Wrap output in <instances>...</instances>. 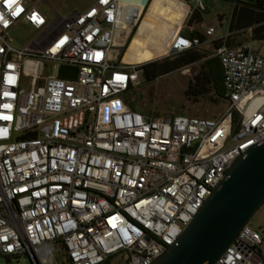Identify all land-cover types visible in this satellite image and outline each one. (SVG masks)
<instances>
[{
    "label": "built area",
    "instance_id": "1",
    "mask_svg": "<svg viewBox=\"0 0 264 264\" xmlns=\"http://www.w3.org/2000/svg\"><path fill=\"white\" fill-rule=\"evenodd\" d=\"M145 4L133 19L117 0H93L48 20L36 4L0 0L1 255L150 264L232 160L264 141V52L227 45L211 26L202 34L219 40L210 53L225 102L217 117L143 115L122 102L143 62L118 58L116 31L130 32ZM19 22L34 32L14 46L7 34ZM180 25L166 54L200 43ZM60 66L74 77L57 76ZM212 264H264L259 232L244 223Z\"/></svg>",
    "mask_w": 264,
    "mask_h": 264
},
{
    "label": "rangeland",
    "instance_id": "2",
    "mask_svg": "<svg viewBox=\"0 0 264 264\" xmlns=\"http://www.w3.org/2000/svg\"><path fill=\"white\" fill-rule=\"evenodd\" d=\"M28 3L36 4L37 9L46 19L53 17V11L60 15H64L71 10H78L93 0H26ZM188 8L187 14L195 11L200 15L198 22H193L186 25L187 16L181 21L180 33H185L196 30L202 35V40L199 45L194 46L195 49L201 52L202 55L211 53L213 41L208 37L203 36L202 31L206 26L213 27L212 37L217 38L225 35L229 38V45L248 44L251 48L264 52V41L252 39L250 37L249 26L232 27L228 30L227 25L233 9L234 0H199L202 4V9L197 10L194 7V0H180ZM124 5L131 6L128 16L132 19L136 17L141 6L135 0L127 2ZM138 4V5H136ZM163 11L156 10L153 4L143 7L141 11V18L137 24L136 37L139 41V50L143 54L141 60H134L128 49L124 50L130 36L136 25L128 32V28L120 29L115 36L116 45L113 50L117 49L119 52L123 51L120 60L124 63H147L151 61H159L163 58L170 57V54H161L158 47L163 43V38L160 35V30L153 28V23L148 19V16L160 17ZM127 15V14H126ZM144 24V26H142ZM236 24V23H234ZM172 26L171 20H164L160 25L162 32L170 30ZM153 30V33H143V29ZM34 30L27 24L19 22L16 23L9 30L7 37L14 46H20L33 35ZM127 32L129 34H127ZM127 39L125 43L120 44L125 35ZM135 38V37H134ZM113 52V51H112ZM198 68V62L188 63L177 69L161 74L150 81H143L141 75L138 76L139 82L119 94V98L130 109L137 111L143 115H184L196 116L203 118L217 117L224 109L225 102L222 98H217L211 93L209 85H204L201 93L190 95L186 92L187 83H189ZM21 84L26 87L25 77L22 78ZM246 224L252 229L259 232L262 238V249L264 251V201L247 219ZM53 261L57 264H66L61 251H53ZM115 257H112L109 264L116 263ZM118 263V262H117ZM0 264H32L29 258L20 254L17 257H8L0 254ZM108 264V262H107Z\"/></svg>",
    "mask_w": 264,
    "mask_h": 264
},
{
    "label": "water",
    "instance_id": "3",
    "mask_svg": "<svg viewBox=\"0 0 264 264\" xmlns=\"http://www.w3.org/2000/svg\"><path fill=\"white\" fill-rule=\"evenodd\" d=\"M60 66L59 77L73 78ZM264 201V141L246 148L223 171L173 243L150 264H212Z\"/></svg>",
    "mask_w": 264,
    "mask_h": 264
},
{
    "label": "trees",
    "instance_id": "4",
    "mask_svg": "<svg viewBox=\"0 0 264 264\" xmlns=\"http://www.w3.org/2000/svg\"><path fill=\"white\" fill-rule=\"evenodd\" d=\"M234 1L235 3L233 4V9L227 25L228 30L234 27V25L235 27L252 25L250 27V37L259 41H264V0ZM149 4H153L156 7V10L163 11V14L160 17L148 16V19L152 21L154 25L153 28L160 30V35L163 38V43L159 46V53L161 54L163 49L169 45L171 39L179 28L181 20L177 19V15L182 11H185L187 7L180 0H146V7ZM164 20H171L172 26L170 30L162 32L160 25L163 24ZM199 20L200 15L195 11H191L187 16L186 25L198 22ZM142 26H144V24ZM136 29L137 25L124 50L128 49L133 59L138 61L143 58V54L139 50L140 43L135 34ZM143 33H153V30L149 31L144 28ZM184 35L188 37L197 36L199 42H201L203 38L201 33L196 30H191ZM228 39L225 38L224 40V43L227 45H229ZM218 42L219 40H213V44H217ZM122 52L123 51H120L118 58H120ZM170 55V57L163 58L159 61L143 63L141 65L140 74L142 80L150 81L168 71L197 61V71L193 75L192 80L187 83L186 92L190 95L199 94L201 93V89L204 88V85H209L211 93L217 98H222L223 88L221 84V69L217 57L210 54L202 55L200 51L194 48V46L177 53H171ZM106 262L103 264H106Z\"/></svg>",
    "mask_w": 264,
    "mask_h": 264
},
{
    "label": "bare ground",
    "instance_id": "5",
    "mask_svg": "<svg viewBox=\"0 0 264 264\" xmlns=\"http://www.w3.org/2000/svg\"><path fill=\"white\" fill-rule=\"evenodd\" d=\"M117 1L119 3L120 9L122 11H124V13L128 14V12L130 11V8L129 7H131V6L124 5V4H121V3H123L124 1L130 2V1H133V0H117ZM136 1L140 4L139 6H141L142 3L144 2V0H136ZM136 5H138V4H136ZM184 13H185V11H182L181 13H179L177 15V19L178 20H182V17L184 15ZM120 29H126V27H124L123 24H120V26L118 27V30L117 31H119ZM117 31H116V34H117ZM114 44L116 45V41L115 40H114ZM159 49H160V47H158V51H159ZM167 49H168V46L163 49V52L161 53V55L159 57L164 56L166 54V52H167ZM132 63H134V62H131L130 64H132Z\"/></svg>",
    "mask_w": 264,
    "mask_h": 264
},
{
    "label": "crops",
    "instance_id": "6",
    "mask_svg": "<svg viewBox=\"0 0 264 264\" xmlns=\"http://www.w3.org/2000/svg\"><path fill=\"white\" fill-rule=\"evenodd\" d=\"M167 21V20H166Z\"/></svg>",
    "mask_w": 264,
    "mask_h": 264
}]
</instances>
